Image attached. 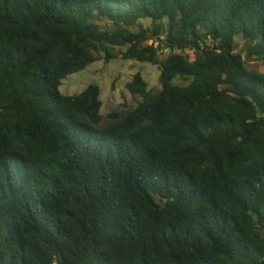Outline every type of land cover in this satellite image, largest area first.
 <instances>
[{"label":"trees","instance_id":"1","mask_svg":"<svg viewBox=\"0 0 264 264\" xmlns=\"http://www.w3.org/2000/svg\"><path fill=\"white\" fill-rule=\"evenodd\" d=\"M242 43V48H240ZM158 66L100 113L62 80ZM264 0H0V264H264Z\"/></svg>","mask_w":264,"mask_h":264},{"label":"rangeland","instance_id":"2","mask_svg":"<svg viewBox=\"0 0 264 264\" xmlns=\"http://www.w3.org/2000/svg\"><path fill=\"white\" fill-rule=\"evenodd\" d=\"M240 48H242V43H240ZM248 64L251 68L264 72L262 61L251 60ZM137 72H141L149 89L159 90L160 70L158 66L136 59L113 58L106 62L104 58H101L64 78L60 91L64 95H73L82 92L89 84L99 85L100 98L103 102L100 113L105 118L101 123L103 125L109 123L110 120L106 116L113 108L123 103L126 107H134L137 104L139 97L130 94L126 88V83Z\"/></svg>","mask_w":264,"mask_h":264}]
</instances>
